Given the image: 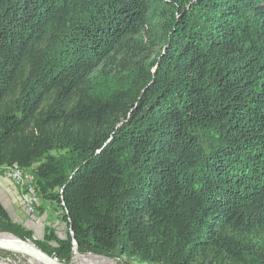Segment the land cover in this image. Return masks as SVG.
<instances>
[{"label":"trees","instance_id":"obj_1","mask_svg":"<svg viewBox=\"0 0 264 264\" xmlns=\"http://www.w3.org/2000/svg\"><path fill=\"white\" fill-rule=\"evenodd\" d=\"M3 166L59 261L264 264V0H0Z\"/></svg>","mask_w":264,"mask_h":264},{"label":"rangeland","instance_id":"obj_2","mask_svg":"<svg viewBox=\"0 0 264 264\" xmlns=\"http://www.w3.org/2000/svg\"><path fill=\"white\" fill-rule=\"evenodd\" d=\"M52 154L57 152L54 151ZM30 193L37 198V204L32 212H26L22 195ZM0 204L9 217V222L0 221V238H13L42 251L43 245L57 246V240H63L67 236L68 228L63 220L62 210L56 203L42 198L39 194L31 168L0 167ZM52 258L62 264H146L125 256L81 253L75 246L72 253L63 261L56 257ZM0 264L44 263L19 251L0 248Z\"/></svg>","mask_w":264,"mask_h":264},{"label":"water","instance_id":"obj_3","mask_svg":"<svg viewBox=\"0 0 264 264\" xmlns=\"http://www.w3.org/2000/svg\"><path fill=\"white\" fill-rule=\"evenodd\" d=\"M0 248H5L9 250L19 251L21 253L27 254L44 264H62L52 257H50L45 252L35 248L32 245L26 243H18L13 239H3L0 238Z\"/></svg>","mask_w":264,"mask_h":264},{"label":"built area","instance_id":"obj_4","mask_svg":"<svg viewBox=\"0 0 264 264\" xmlns=\"http://www.w3.org/2000/svg\"><path fill=\"white\" fill-rule=\"evenodd\" d=\"M22 201L26 212H32L34 206L37 204V198L32 193L22 195Z\"/></svg>","mask_w":264,"mask_h":264},{"label":"bare ground","instance_id":"obj_5","mask_svg":"<svg viewBox=\"0 0 264 264\" xmlns=\"http://www.w3.org/2000/svg\"><path fill=\"white\" fill-rule=\"evenodd\" d=\"M4 239V238H3ZM11 239H13V238H11ZM13 240H15V239H13ZM16 242H18V243H25V242H20V241H18V240H15ZM27 244V243H26Z\"/></svg>","mask_w":264,"mask_h":264}]
</instances>
